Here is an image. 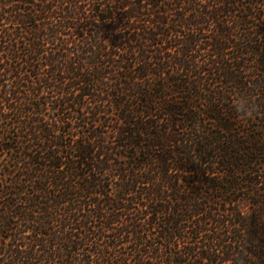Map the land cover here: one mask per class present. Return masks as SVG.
I'll return each mask as SVG.
<instances>
[{
	"label": "trees",
	"instance_id": "trees-1",
	"mask_svg": "<svg viewBox=\"0 0 264 264\" xmlns=\"http://www.w3.org/2000/svg\"><path fill=\"white\" fill-rule=\"evenodd\" d=\"M0 264H264V0H0Z\"/></svg>",
	"mask_w": 264,
	"mask_h": 264
},
{
	"label": "clouds",
	"instance_id": "clouds-1",
	"mask_svg": "<svg viewBox=\"0 0 264 264\" xmlns=\"http://www.w3.org/2000/svg\"><path fill=\"white\" fill-rule=\"evenodd\" d=\"M236 110L246 117H251L254 114V108L249 104L244 107L235 106Z\"/></svg>",
	"mask_w": 264,
	"mask_h": 264
}]
</instances>
